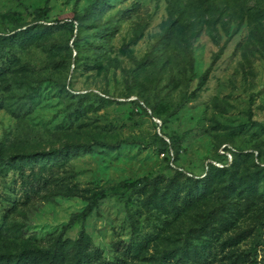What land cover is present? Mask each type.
<instances>
[{"label":"rangeland","instance_id":"obj_1","mask_svg":"<svg viewBox=\"0 0 264 264\" xmlns=\"http://www.w3.org/2000/svg\"><path fill=\"white\" fill-rule=\"evenodd\" d=\"M60 249L264 264V0H0V264Z\"/></svg>","mask_w":264,"mask_h":264},{"label":"trees","instance_id":"obj_2","mask_svg":"<svg viewBox=\"0 0 264 264\" xmlns=\"http://www.w3.org/2000/svg\"><path fill=\"white\" fill-rule=\"evenodd\" d=\"M47 6L44 8V10L42 11L43 15L45 13V10L47 9ZM63 26L68 28L70 32H72V34L75 31V18H72L69 21H66L63 23ZM208 73H205L200 82L198 83V87H202L204 85V82L207 78ZM166 143V142H165ZM167 144V143H166ZM75 147V146H74ZM73 148V147H72ZM234 159L232 160V164L234 163ZM231 164V165H232ZM228 167L227 165L222 166L220 168H226ZM192 179H195L194 182L195 183H205V181L208 178H194L193 176H191ZM148 179L147 178H139L133 182H122L120 184L111 186L109 188H102L99 189L95 192H93L88 200V203L86 205V207L80 212V213H76L73 218L71 219L70 223L68 224V226H72V225H77L80 224L82 226L81 230H80V235H79V244L81 246H83L84 248L87 246V240H86V232H85V228H84V222L86 221L87 217L89 215H91V213L98 208L101 199L105 198L107 195H109L110 192H116V191H120V190H126L128 188H132V187H136L144 182H147ZM179 194V192L177 193ZM199 194H186L185 195V199L186 200H193L195 197H197ZM83 224V225H82ZM62 246V245H61ZM91 253H80V256L78 257L77 263L76 264H97L94 263L92 257H91ZM48 263L47 264H62L63 262V258H64V252L62 249H60V253H58V251L56 250L54 253H52L50 256H48ZM27 256L23 257V261L20 262L19 264H25L26 260H27ZM256 262H253L252 264H255ZM102 264H119V262H104Z\"/></svg>","mask_w":264,"mask_h":264}]
</instances>
